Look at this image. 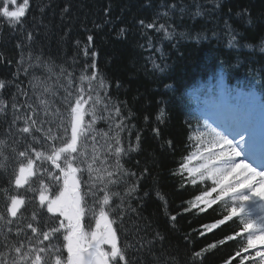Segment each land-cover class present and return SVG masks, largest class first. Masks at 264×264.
I'll return each mask as SVG.
<instances>
[{
  "label": "trees",
  "instance_id": "trees-1",
  "mask_svg": "<svg viewBox=\"0 0 264 264\" xmlns=\"http://www.w3.org/2000/svg\"><path fill=\"white\" fill-rule=\"evenodd\" d=\"M173 3L176 11L168 17L158 15L169 11L166 5ZM197 5L201 6V15L195 14ZM65 6L68 12L63 11ZM154 19L157 24H166L174 34L169 38L162 31L158 33L139 23L143 20L148 24ZM27 32L33 33L30 41L25 38ZM230 33L236 34V47H228ZM22 55L23 62L18 65ZM36 57H40V66L29 68V64H36ZM93 62L98 78L103 77L107 85L110 99L105 103L110 108H120L116 121L126 117L125 123L134 126L131 133H121L122 140L136 146L137 132L140 136L136 150L126 156L129 160L121 161L128 173L136 175L126 177L125 183L115 190L123 195L129 184L139 186L125 199L122 209H117L122 216L111 214L118 242L127 248L132 264H193V253L203 249L207 251L197 264H225L227 260L240 264L239 257L232 259L247 242L246 233L235 235L241 228L240 218L233 217L207 230L205 225L211 226L227 214L226 204L218 201L201 211L204 205L195 196L211 184L198 181L193 185L186 173H179V166L193 150L187 123L191 118L196 124L193 110L189 109L191 100L186 98V91L192 87L190 82L206 87L213 83L216 88L223 83L240 92H244L240 88L249 86L246 92L261 97L253 106L264 110V0H30L23 29L0 18V80L5 81L7 89L0 98L9 101L6 121L12 119L11 94L17 91L16 85L28 93L35 105L38 101L33 77H37L57 92L49 99L58 101L63 93L60 85L67 84L63 76L57 83L61 68L72 73L73 87L87 89V80L81 83L80 76L91 75L93 69L85 66ZM153 62L165 70L154 69ZM92 86L97 87V82L93 81ZM177 90L181 94L178 98ZM24 99L19 97L20 101ZM178 103L188 107H179ZM52 107L61 105L54 103ZM161 109L162 123L157 121ZM6 121L0 120V139H9ZM95 127L107 131L108 122L98 119ZM155 128L159 135L153 131ZM6 179L0 169V185ZM33 186L38 187V182ZM116 204H120L118 199ZM227 206H231L230 201ZM33 212L37 213L36 221L31 219ZM4 213L5 197L0 192V214ZM173 216L175 220L171 219ZM86 217L92 219V213ZM52 220L51 214L39 209L37 200L27 205L18 224L0 221V241L11 227L8 242L14 243V233L22 227L25 231L18 239L24 241L27 250L32 233L25 225L33 223L47 231ZM229 236L234 239H227ZM147 241H152V245ZM213 244L216 246L210 248ZM0 252L5 253L8 264L16 259L15 253L9 254L7 249L0 248Z\"/></svg>",
  "mask_w": 264,
  "mask_h": 264
},
{
  "label": "snow or ice",
  "instance_id": "snow-or-ice-1",
  "mask_svg": "<svg viewBox=\"0 0 264 264\" xmlns=\"http://www.w3.org/2000/svg\"><path fill=\"white\" fill-rule=\"evenodd\" d=\"M29 6L30 0H22L19 4L17 0H0V18H4L12 27L19 25L23 29ZM216 6L219 7V4ZM166 7L169 11L159 13V16L168 17L170 12L177 10L175 3ZM196 7L195 14L201 15V6ZM180 10L183 11L182 8ZM63 11L68 12L69 8L65 6ZM139 23L158 33L162 31L169 38L174 34L168 31L166 24H157L156 19L148 24L143 20ZM229 36L228 47H236V34L230 33ZM25 38L32 40L33 33L27 32ZM88 40L91 41L92 37L89 36ZM17 46L21 47L19 44ZM22 62L23 55L17 63ZM34 66H40V57H36L35 65H28L29 68ZM85 67L93 69L90 76L83 73L80 76L81 83L87 80V89L73 87L72 73L61 68L57 83L59 77L63 76L67 84L60 85L63 93L58 101L49 99V96H57V92L37 77H33L36 81L33 89L38 101L35 105L28 93L16 85L17 91L11 94L10 122L6 121L9 101L0 98V120L8 122L6 131L11 141L0 139V169L7 175L4 184L0 185V192L5 197V213L0 214V221L6 225L18 224L23 212L27 211V205L37 200L39 209L46 210L53 218L52 226L47 231L43 230V226L35 227L33 223L25 225L32 233L28 237L27 250L24 241L18 239L25 228L17 227L14 233L17 240L14 243L8 242L12 229L7 228L0 248L7 249L9 254L15 253L16 259L11 264H132L127 248H122L118 242L117 231L113 227L115 219L111 214L122 216V211L117 212V209H122L125 199L131 197L139 186L138 183L129 184L123 195L115 190L125 183L126 177L136 175L128 173L121 161L129 152L136 150L140 136L137 132L136 146L124 143L121 133H131L134 126L125 123L126 117L116 121L120 108H110L105 103L106 99H110L107 85L103 77L98 78L95 63ZM153 68L160 72L165 70L155 62ZM23 71L27 73L28 69L24 68ZM93 81L97 82L95 88ZM11 84L9 82V86ZM6 90L5 81L0 80V93ZM20 96L25 99L20 101ZM54 103H59L64 112H61V108H53ZM98 119L108 122L107 131L96 129ZM163 119L164 110L161 109L157 121L162 123ZM212 119L216 127L208 123L200 124L199 117H195V126L191 118L187 121L193 150L183 158L179 173H186L193 185L198 181L211 182L206 190L195 196V200L204 205L201 211L218 201L226 204L227 214L215 224L205 225L207 230L233 217L240 218L241 228L235 235L246 233L247 242L232 259L239 257L240 264L247 261L264 264V249L260 247L264 246V205L260 207L261 215L256 217L248 207L255 204L257 199L264 201V135L261 136L259 155H256L257 143L250 115L226 110L214 113ZM153 131L160 134L158 128ZM248 157L258 160L260 166L254 167ZM37 182L38 187H34ZM117 199L120 204H116ZM229 201L231 206H227ZM193 207L196 205L193 204ZM89 212L95 220V226L90 231L84 226ZM31 219L37 220L36 212L32 213ZM171 219L175 220L176 217ZM227 239H234V236ZM53 240L59 243L52 244ZM45 241H49V244L45 245ZM146 243L152 245V241ZM104 246H108L107 249ZM249 249L256 250L254 256L242 255L248 253ZM205 251L207 249L193 253V264L203 260ZM0 264H8L4 252H0ZM225 264H232V260L225 261Z\"/></svg>",
  "mask_w": 264,
  "mask_h": 264
},
{
  "label": "bare ground",
  "instance_id": "bare-ground-1",
  "mask_svg": "<svg viewBox=\"0 0 264 264\" xmlns=\"http://www.w3.org/2000/svg\"><path fill=\"white\" fill-rule=\"evenodd\" d=\"M190 83H191V86H196V85L198 84V82H195V81L190 82ZM178 95H181V94H180V92L177 90V94H176L175 96H177V98H178ZM110 104H111V103H110ZM165 106H166V105H165ZM178 106H179V107L184 106L185 108L188 107L187 104L185 105V104H183V103H178ZM102 121H104V120H102ZM189 146H190V145H189ZM128 156H129V154H128ZM128 156H127V157H128ZM128 160H129V158H126V157L123 158V161H124V162H127Z\"/></svg>",
  "mask_w": 264,
  "mask_h": 264
},
{
  "label": "rangeland",
  "instance_id": "rangeland-1",
  "mask_svg": "<svg viewBox=\"0 0 264 264\" xmlns=\"http://www.w3.org/2000/svg\"><path fill=\"white\" fill-rule=\"evenodd\" d=\"M236 139L238 140L239 137L237 136ZM256 201H258V203H255V204H258L257 206L261 207V205H264V201H260L259 199H257ZM259 211H260V208H259ZM260 215H261V212H260ZM104 247L105 249H107L108 246H104Z\"/></svg>",
  "mask_w": 264,
  "mask_h": 264
}]
</instances>
